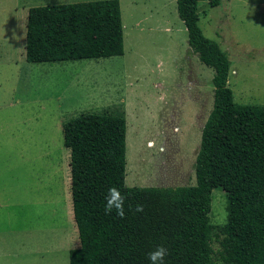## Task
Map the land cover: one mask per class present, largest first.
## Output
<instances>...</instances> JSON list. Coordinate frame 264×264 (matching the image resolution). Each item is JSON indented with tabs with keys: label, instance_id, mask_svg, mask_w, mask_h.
<instances>
[{
	"label": "rangeland",
	"instance_id": "374dc122",
	"mask_svg": "<svg viewBox=\"0 0 264 264\" xmlns=\"http://www.w3.org/2000/svg\"><path fill=\"white\" fill-rule=\"evenodd\" d=\"M81 1L93 0H0V264H70L80 246L62 128L81 112L125 113L126 185L196 183L214 70L190 48L177 1L120 0L121 55L27 61L28 9ZM198 11L229 56L235 101L264 104V0H201ZM211 198L224 224L226 191Z\"/></svg>",
	"mask_w": 264,
	"mask_h": 264
},
{
	"label": "trees",
	"instance_id": "16d2710c",
	"mask_svg": "<svg viewBox=\"0 0 264 264\" xmlns=\"http://www.w3.org/2000/svg\"><path fill=\"white\" fill-rule=\"evenodd\" d=\"M188 43L214 70L213 107L195 159L196 183L128 186L124 112H81L63 122L70 151V193L80 246L70 264H149L168 249L165 264H264V104L236 102L231 61L199 26L201 0H176ZM222 0H208L217 6ZM124 53L120 0L45 4L28 9L25 58L55 62ZM126 196L125 218L105 215L108 189ZM226 191L227 221L212 222L211 192ZM137 204L143 212H135ZM133 210H129V206ZM217 242V246L214 243Z\"/></svg>",
	"mask_w": 264,
	"mask_h": 264
},
{
	"label": "clouds",
	"instance_id": "9594fccd",
	"mask_svg": "<svg viewBox=\"0 0 264 264\" xmlns=\"http://www.w3.org/2000/svg\"><path fill=\"white\" fill-rule=\"evenodd\" d=\"M151 144V142H150ZM163 151V149H161ZM125 201L126 196L121 193L119 188L111 187L108 189V193L106 195V204H105V215L112 214L115 211L116 215L120 218H125ZM129 210H133L132 206H129ZM143 205L137 204L134 208L135 212H143ZM168 255V249L163 245L157 247L154 251L148 253L149 264H165V257Z\"/></svg>",
	"mask_w": 264,
	"mask_h": 264
}]
</instances>
